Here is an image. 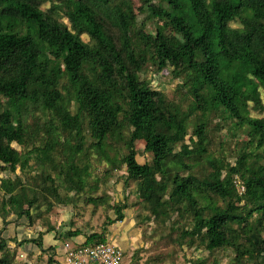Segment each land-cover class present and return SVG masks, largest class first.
<instances>
[{
    "label": "trees",
    "instance_id": "1",
    "mask_svg": "<svg viewBox=\"0 0 264 264\" xmlns=\"http://www.w3.org/2000/svg\"><path fill=\"white\" fill-rule=\"evenodd\" d=\"M147 65L170 69L179 81L174 99L140 79ZM260 89L264 0H0L2 230L10 216L33 225L32 209L67 206L70 194L107 204L93 194L124 168L123 188L135 185L143 220L207 253L191 264H220L217 254L227 250L234 264H264ZM137 142L149 162L137 161ZM107 208L110 226L129 206ZM106 226L57 234L59 251L43 247L52 225L21 241L0 230V264H29L17 260L28 243L40 251L30 264L46 254L45 264H67L78 250L113 245Z\"/></svg>",
    "mask_w": 264,
    "mask_h": 264
},
{
    "label": "rangeland",
    "instance_id": "2",
    "mask_svg": "<svg viewBox=\"0 0 264 264\" xmlns=\"http://www.w3.org/2000/svg\"><path fill=\"white\" fill-rule=\"evenodd\" d=\"M45 6H47V4L44 5L43 8ZM232 26H238V24H232ZM81 38L83 41H87L88 39L85 35H82ZM139 77L141 80L148 81L150 87L154 90L163 92L167 99L171 100L176 96L175 87L179 81L171 77L169 68L156 73L152 66L147 65L143 68ZM260 92L262 102L264 103V90L260 89ZM250 114L252 116H257V113L254 111H251ZM135 146L137 161L140 164L149 162L151 156L143 152V144L137 142ZM229 146L232 145L230 144ZM236 146L237 148L239 147L238 144ZM214 149L215 155L220 156V150L217 145ZM105 168L104 163L96 165L91 176V184L95 183L94 179L96 177H102ZM29 174L33 176L35 171H31ZM124 175L125 169L122 168L114 171L110 176L103 177L99 182L98 190L93 194L98 196L104 195L107 198V204L125 201L129 208L124 210L125 217L123 221L106 226V218H114L112 211L107 208V204L95 208L84 202V198L86 197L85 193H81L79 196L70 194L69 196L73 197L74 200L73 203L67 206L55 205L49 212H46V207L44 205L38 210L32 209L30 213L33 225L29 224L28 220L22 217V226L24 228L22 239L26 238V235L30 234L33 229H43L44 231L48 225L55 227V231L51 234V239L49 238L50 240L57 239V234H63L71 227L77 230L80 229L85 235L92 232L100 233L102 228L106 226L105 237L107 242H111L112 240L117 242L120 241L118 245H113L116 247H125V249L120 248L121 252H124L122 264H191L193 260L207 257V253L203 252L201 248L196 249V241L193 243L194 245L190 246L189 244L191 241L184 239L185 244H181L175 239V235L171 233V229H169L168 226H159L154 223V221H144L143 217L145 216V212L140 206L133 205L137 201V197L134 193L135 185L130 183L129 187L124 189V179L122 177ZM4 177L5 174L0 172V179ZM60 193L62 194V190H60ZM124 197L126 200L123 199ZM14 219L15 216H10V220ZM13 222L11 221L10 223L12 224ZM46 222L49 224L47 225ZM10 223L7 225L11 226ZM8 226L6 230L2 231L4 237L13 232ZM0 229H2L1 219ZM36 234L37 233L34 232V235ZM76 240H83V237H77ZM13 246L14 244L10 245V247ZM66 246L67 245H64V247ZM45 248H48V246ZM29 250L30 253H28V255L33 254L34 251L39 252L33 247ZM19 253L20 251L17 252L18 262L25 261V257ZM38 256L39 255H33L32 259L29 258L30 260L28 262L31 263V261H36ZM48 256L47 254L43 255L39 264H45V260H47ZM232 257L233 255L229 250L220 251L217 254L220 264H234L232 262Z\"/></svg>",
    "mask_w": 264,
    "mask_h": 264
},
{
    "label": "built area",
    "instance_id": "3",
    "mask_svg": "<svg viewBox=\"0 0 264 264\" xmlns=\"http://www.w3.org/2000/svg\"><path fill=\"white\" fill-rule=\"evenodd\" d=\"M74 253L66 257L67 264H120L121 262L120 251L109 243Z\"/></svg>",
    "mask_w": 264,
    "mask_h": 264
},
{
    "label": "crops",
    "instance_id": "4",
    "mask_svg": "<svg viewBox=\"0 0 264 264\" xmlns=\"http://www.w3.org/2000/svg\"><path fill=\"white\" fill-rule=\"evenodd\" d=\"M18 220V221H17ZM14 219V220H10V218H9V221H14L12 224H11V226H8V225H6L5 227H4V229L2 230V229H0L1 230V236L2 237H4L3 236V232L2 231H4V230H6L7 228V226L9 227V229H12V234H10V235H8V236H5L4 238L5 239H12V240H16V241H21V240H23V239H31V238H35L36 237V235H34V232L36 233V230H34L33 229V231L32 232H30V234H27L26 235V238H23L22 239V234H23V226H22V220H21V218L20 219ZM2 222V221H1ZM24 224V223H23ZM25 225V224H24ZM39 230V229H38ZM53 232H50V233H45L44 235H43V247L45 248L46 246H48V247H50V246H55L56 248H57V250L59 251V246L61 247L62 245V243L60 242V241H58L57 239H54V240H50L51 239V234H52ZM21 236V237H20ZM50 238V239H49ZM10 241V240H9ZM113 241V242H112ZM111 241V243H113V244H119L120 243V241H115V240H112ZM9 244L10 245H13V243L12 242H9ZM59 245V246H58ZM31 247H33V248H35V249H37L38 251H39V249L34 245V244H32V243H28V244H25V245H23L22 247H20L19 248V250L18 251H20V253L19 254H22L24 257H25V261L27 260V261H29L30 259H29V255H31V259H32V256L33 255H39L40 254V251L39 252H36V251H34L33 252V254H29L28 255V253H30V250L29 249H31ZM119 248H124L125 249V247H119ZM56 256V255H55ZM61 256H59V258H60ZM57 260H59L58 258H56ZM31 263H33V261H31ZM29 264H30V262H29Z\"/></svg>",
    "mask_w": 264,
    "mask_h": 264
}]
</instances>
